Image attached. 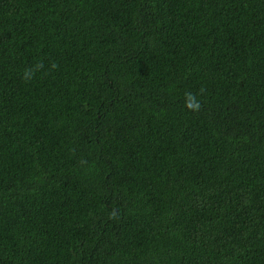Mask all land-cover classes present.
<instances>
[{
    "label": "trees",
    "instance_id": "trees-1",
    "mask_svg": "<svg viewBox=\"0 0 264 264\" xmlns=\"http://www.w3.org/2000/svg\"><path fill=\"white\" fill-rule=\"evenodd\" d=\"M0 264H264V0H0Z\"/></svg>",
    "mask_w": 264,
    "mask_h": 264
}]
</instances>
